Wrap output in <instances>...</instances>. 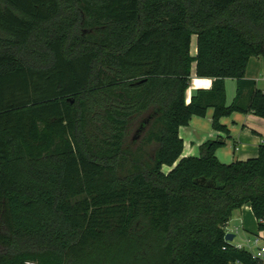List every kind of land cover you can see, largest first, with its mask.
Wrapping results in <instances>:
<instances>
[{
  "label": "trees",
  "instance_id": "obj_1",
  "mask_svg": "<svg viewBox=\"0 0 264 264\" xmlns=\"http://www.w3.org/2000/svg\"><path fill=\"white\" fill-rule=\"evenodd\" d=\"M254 57L264 0H0V264H262L225 236L246 204L264 230V138L216 155L223 117L264 119ZM193 63L212 84L187 102ZM210 108L225 136L182 156Z\"/></svg>",
  "mask_w": 264,
  "mask_h": 264
},
{
  "label": "crops",
  "instance_id": "obj_2",
  "mask_svg": "<svg viewBox=\"0 0 264 264\" xmlns=\"http://www.w3.org/2000/svg\"><path fill=\"white\" fill-rule=\"evenodd\" d=\"M196 53V45L194 47L193 55ZM252 58L247 67L246 77L249 79H253L256 82V86L260 89L264 90V76H261L259 71L255 69H250V64L252 63ZM264 60L260 58L254 60L253 66L263 65ZM192 68L195 73V63H193ZM250 69V70H249ZM235 80V79H234ZM233 79H226V93H227V103L230 104L237 90V82L235 80V86L232 85ZM234 83V82H233ZM212 84V79H211ZM211 86V85H210ZM228 86L230 88V94L228 93ZM234 87V93L232 90ZM209 88V87H206ZM201 89V88H199ZM197 92V91H196ZM230 96V100L229 99ZM235 112L231 116L223 117L221 122L229 127L231 133L235 137V143L233 147L227 141V145H229V150H224L218 148L216 150V155L220 161L225 162H233L235 160H246L249 158L256 157L258 155V148L260 143L264 138V119L258 117L252 113H242ZM212 115L213 109L210 108L205 117V120L201 119V116H192L188 125L181 126L179 129V134L183 138L184 141V149L182 152V156H197V151L199 152L200 145L210 138H216L218 135L225 136L224 133L217 131L212 126ZM201 117V118H199ZM205 121V122H204ZM233 138V136H232ZM229 140V139H228ZM232 150V152H230ZM234 219L237 223L234 229L229 230V222ZM254 227H258V222L253 215L252 209L249 204L242 206L240 209L236 210L231 219L228 221L226 230L227 232H232L234 234V238L232 242L234 244L243 243L241 241H235L236 236L238 235L240 229L249 232L252 231ZM259 232V230H258ZM257 232V233H258ZM256 234V233H255ZM243 238L248 239L249 236L246 233H243Z\"/></svg>",
  "mask_w": 264,
  "mask_h": 264
},
{
  "label": "rangeland",
  "instance_id": "obj_3",
  "mask_svg": "<svg viewBox=\"0 0 264 264\" xmlns=\"http://www.w3.org/2000/svg\"><path fill=\"white\" fill-rule=\"evenodd\" d=\"M195 45H196V36L193 35L192 36V43H191V53L194 52ZM258 58H260L261 60H264V57H254V58H252V61H251L252 63L250 64V69H255L256 71H259L258 73H260L261 76H264V64L263 65H258V66H253L254 60H256ZM210 85H211V78H209V77H199V76L195 75L194 74V70L192 68V73H191V76H190L189 87L187 88L186 93H185V99H186V101L189 102L190 99H191V97L196 93V91L199 88L210 87ZM232 85L235 86V80L232 81ZM232 88H233L232 93H234V87H232ZM228 93H229V95H231L230 94V88H229V86H228ZM228 100H230V96H229V99ZM237 114H242V113H237ZM199 118H201V117H199ZM205 118H207V117L203 116L201 119L205 120ZM136 123L137 122H133L132 127L129 130L128 137H127V144L129 142V144L131 146V149L132 150L134 149L135 151H136V149H140V150L143 149L144 152H151V151H153V149L156 147V144H152V145H146V144H144L143 143L144 133H142L140 136H138L136 139H134L135 131H136V128H137V124ZM232 136H233V138H232ZM210 139H213V138H210ZM228 141H229V144L231 145V147H233V144L235 143V137L231 133V131H230V138H229ZM229 148H230L229 145H225V146L221 147V149H224V150H227V149L229 150ZM199 152L197 151V154L196 155H199ZM230 152H232V150H230ZM122 162L125 164L126 167H130V165L128 164L129 162H128L127 159L123 160ZM225 163H229V162H225ZM169 169L170 168L168 166H164V170H167L168 171ZM235 225H237V223L234 221V219H232L229 222L228 229L229 230L234 229ZM257 232H258V227H254L253 230L252 231H249V232H247V231H245V230H243L241 228L240 231H239V233H238V235L236 236V240L235 241H241L244 244H247V239L244 240L243 233H246L249 236L250 239H253L254 236H255V233H257Z\"/></svg>",
  "mask_w": 264,
  "mask_h": 264
},
{
  "label": "built area",
  "instance_id": "obj_4",
  "mask_svg": "<svg viewBox=\"0 0 264 264\" xmlns=\"http://www.w3.org/2000/svg\"><path fill=\"white\" fill-rule=\"evenodd\" d=\"M238 248H247L252 251L255 257H258L262 260L264 264V230L259 231L255 234L253 239H247V244L238 243L235 244ZM255 249V250H254ZM240 264V263H239Z\"/></svg>",
  "mask_w": 264,
  "mask_h": 264
},
{
  "label": "water",
  "instance_id": "obj_5",
  "mask_svg": "<svg viewBox=\"0 0 264 264\" xmlns=\"http://www.w3.org/2000/svg\"><path fill=\"white\" fill-rule=\"evenodd\" d=\"M233 238H234V234L233 233H231V232L226 233L225 239L227 241H232Z\"/></svg>",
  "mask_w": 264,
  "mask_h": 264
}]
</instances>
